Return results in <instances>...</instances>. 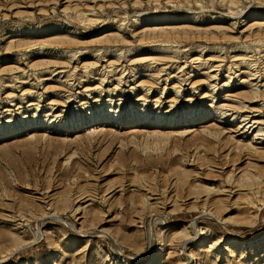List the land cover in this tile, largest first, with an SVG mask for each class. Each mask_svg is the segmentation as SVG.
<instances>
[{
	"label": "rangeland",
	"instance_id": "obj_1",
	"mask_svg": "<svg viewBox=\"0 0 264 264\" xmlns=\"http://www.w3.org/2000/svg\"><path fill=\"white\" fill-rule=\"evenodd\" d=\"M256 14L264 0H0V264H264V147L225 107L246 102V72L215 99L157 85L161 112L135 105L145 77L142 93L51 103L80 81L95 89L107 54L143 68L157 44L180 46L181 65L221 50L219 88L239 52L260 58ZM154 16L184 19L156 26ZM55 24L65 30H45ZM65 55L72 77L60 79L49 66Z\"/></svg>",
	"mask_w": 264,
	"mask_h": 264
},
{
	"label": "bare ground",
	"instance_id": "obj_2",
	"mask_svg": "<svg viewBox=\"0 0 264 264\" xmlns=\"http://www.w3.org/2000/svg\"><path fill=\"white\" fill-rule=\"evenodd\" d=\"M89 8L91 7L87 6V9ZM255 16H256V20H264V16L261 14H256ZM182 19L184 18L171 17V16H154L150 18L148 21L152 25L161 26V25H167L171 21L178 23V22H181ZM45 30H56L59 32V31H64L65 28L64 26L62 27L58 24H55V25H50V26L45 27ZM155 30H157L158 32L168 31L167 29H164V27L156 28ZM70 31L71 32H68L69 35H72L76 32L75 29H70ZM178 49H181V47L180 46L174 47L172 45H163V44H157L152 47L150 46V48L148 49V52L152 54L155 53V57L149 60L150 62L147 63L143 68L135 66L133 63L130 62V60H125V59L123 60L121 58V54L114 55L112 54V52L111 53L108 52L109 54H107L108 56L106 57L108 58L111 56L114 59L110 58V59H107L106 61L105 60L97 61L96 66L101 67V69H105V70L108 69L109 73L107 77H101L99 75L100 78L97 79L99 80L98 81L99 84L97 85L95 89H91V90L84 89L85 87L83 86V82L80 81L78 85H75V86L72 85L71 87L69 86V88L71 89L68 90L70 95L67 97L68 99L67 101H63V99H61L63 98V96L57 95L58 98H54L51 103L53 104V106H58V108H60L59 105H62L61 107L69 110V108L72 106V103L75 101V99H71V98L76 95L77 96L83 95L84 92H88L91 95L95 91L96 92L99 91L101 94L106 92V94L109 97L112 95L113 91H116V92L121 91L123 93H126L127 95L129 93H138V92L142 93V90H143L142 87L144 85L143 83H146V82L141 81L137 85L136 83H138L140 78L142 79V77L143 78L145 77L152 83L151 85H149V89H148L149 91L145 95H143L140 99L135 101V105L137 104V102H141V101L146 102L147 104H155L156 108L161 112L162 110L166 109L164 108V106L166 107V103H163V95L166 94L167 92L169 94L175 92L177 93V95L181 94L182 96H186L191 91H194L195 89L199 88L200 90L205 89V92L203 93L204 98L212 97V99H215L216 94H218L219 89H222V90L229 89L231 87L232 81H234L235 79L243 75L244 72H246L248 74L247 76L248 80L243 81V83L245 82V83L250 84V89H251V91L250 90L245 91L243 94V95H247L246 102L234 101V103L232 104H234L235 106L231 104L230 105L226 104L227 106L225 104L224 105L226 107V111H229V113L231 112V116H234L233 120H237L240 122L238 129L242 130L244 135H254L253 142L260 141L259 143H257V145L260 144L264 147V119H263L264 115H262L263 113L261 111L260 112L257 111L256 107H254V105H260L259 102L264 99V90L262 91V89H264V45H263L262 50L260 51L259 59H255L254 55H250L251 52H245V51L239 52L240 55L237 56L236 58V59H239L237 60V63H235L232 66H229L227 70H225L227 72L226 79L228 80L219 88H218L219 86L218 80L220 77L221 66H223L221 65L222 64L221 62H224V59H225V57H223V52L221 50L218 51L217 49V50L209 51V50L202 49L198 52V55L195 58H193L191 61H185L183 62V65H181L179 64L181 62L177 60V55L179 54ZM44 51L45 50L42 48V46L41 48L33 50L32 52L30 50L31 55L38 54V53H39L38 55H41V54L44 55L45 53H42ZM49 55H52V54L50 53ZM60 57H65L66 59L70 58V60H67V62L65 60V62H62V63L55 62L56 64L53 63L52 65L49 66V68H51L52 73L56 74V76L59 77L60 79H67L70 76L68 74L70 71L67 72L66 69L71 67L74 59L69 55L60 56ZM128 61L130 62L129 64H128ZM189 67H191L190 71H188ZM139 69H143V70H139ZM25 73H23V76ZM103 75H106V74H103ZM46 81L48 80L46 79ZM114 85H115L114 90H111V89L105 90V88H111ZM131 85H133L134 87L131 88ZM157 85L159 86L163 85L164 87L163 88L164 93L162 96H157L158 91L161 90V88L156 87ZM206 87L208 88V90H206ZM253 88H256V89H253ZM155 90H158V91L156 92ZM146 91L147 89H145V92ZM111 100H109L110 103L108 105H112ZM122 100L116 105L117 108L121 110H123L125 106L129 103V102H126L125 104H123ZM13 102H16V101L13 100ZM96 103H101V106L106 104V102L104 103L103 100H99V99L96 100ZM244 103H248V105H245ZM135 105L134 103L132 104V106H135ZM170 105L171 106L167 107V112L173 108V104H170ZM11 107L16 108L17 104H14V105L12 104ZM58 108H56V110L54 111H58ZM101 109H103V107ZM12 110L13 109H11L10 111ZM56 117H62V115L57 114ZM99 121L101 120L95 119L94 125L100 124ZM102 123H106V122L104 121ZM158 127L161 129L163 128V126L161 125H159ZM249 148L250 150H253L254 153L255 152L257 153V151L261 150L259 147L255 148L254 144L253 145L250 144ZM215 192L218 193V189ZM209 193H211V191H209Z\"/></svg>",
	"mask_w": 264,
	"mask_h": 264
}]
</instances>
